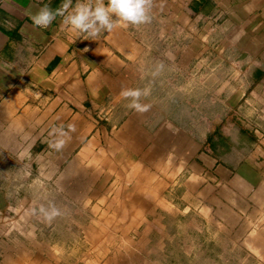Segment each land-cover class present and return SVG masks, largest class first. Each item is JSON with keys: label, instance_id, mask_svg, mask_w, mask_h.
I'll return each mask as SVG.
<instances>
[{"label": "crops", "instance_id": "crops-1", "mask_svg": "<svg viewBox=\"0 0 264 264\" xmlns=\"http://www.w3.org/2000/svg\"><path fill=\"white\" fill-rule=\"evenodd\" d=\"M62 2L0 0V264H264V0H154L95 39L32 23Z\"/></svg>", "mask_w": 264, "mask_h": 264}, {"label": "clouds", "instance_id": "clouds-1", "mask_svg": "<svg viewBox=\"0 0 264 264\" xmlns=\"http://www.w3.org/2000/svg\"><path fill=\"white\" fill-rule=\"evenodd\" d=\"M154 0H63L60 6L52 9L45 4L38 12L31 16L32 23L41 28H47L57 17L62 18V25L69 31L85 34V39H95L102 33H111L123 26L139 27L150 24L152 21V8ZM84 51H87L85 49ZM163 62H158L152 72L153 76L164 71ZM151 94V87L122 88L120 96L127 100V107L137 113L143 114L151 109V104L143 103L142 99ZM76 132L74 124L54 126L49 132L52 139L49 147L61 151L71 139V133ZM33 214L41 215L45 221L51 222L62 215L61 210L54 204L40 205Z\"/></svg>", "mask_w": 264, "mask_h": 264}, {"label": "rangeland", "instance_id": "rangeland-1", "mask_svg": "<svg viewBox=\"0 0 264 264\" xmlns=\"http://www.w3.org/2000/svg\"><path fill=\"white\" fill-rule=\"evenodd\" d=\"M206 260V259H205ZM204 259H200L198 260L197 264H209L207 261H205ZM229 263L228 264H237V258L231 254V256L229 257ZM213 264H221L219 260H216L213 262Z\"/></svg>", "mask_w": 264, "mask_h": 264}]
</instances>
